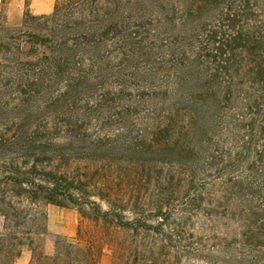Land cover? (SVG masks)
I'll return each mask as SVG.
<instances>
[{"label":"trees","instance_id":"trees-1","mask_svg":"<svg viewBox=\"0 0 264 264\" xmlns=\"http://www.w3.org/2000/svg\"><path fill=\"white\" fill-rule=\"evenodd\" d=\"M50 205L32 264H264V0H0L3 264Z\"/></svg>","mask_w":264,"mask_h":264},{"label":"rangeland","instance_id":"rangeland-1","mask_svg":"<svg viewBox=\"0 0 264 264\" xmlns=\"http://www.w3.org/2000/svg\"><path fill=\"white\" fill-rule=\"evenodd\" d=\"M8 1V15L10 19H17L24 10L27 8L32 15H46L51 13L54 0H7ZM46 214V227L47 234L38 236L31 246L24 244L17 246L14 252H19V255L8 264H32L35 255L44 254L51 255L53 249V241L56 236L63 239L74 238L77 229L80 226V219L76 211L72 209L60 208L56 206H46L44 208ZM75 225L76 232L72 236L56 234L53 231V226L56 228L61 227L65 232H69L71 225ZM53 225V226H52ZM2 219L0 218V235ZM13 252V253H14ZM0 264H3L0 261ZM99 264H110L108 254L99 260ZM184 264V262L182 263Z\"/></svg>","mask_w":264,"mask_h":264},{"label":"crops","instance_id":"crops-1","mask_svg":"<svg viewBox=\"0 0 264 264\" xmlns=\"http://www.w3.org/2000/svg\"><path fill=\"white\" fill-rule=\"evenodd\" d=\"M52 228H53V231L56 232V234H62V235H67V236H72L76 232V227L74 224L71 225V229L69 230V232H65L61 227L56 228L53 226Z\"/></svg>","mask_w":264,"mask_h":264}]
</instances>
